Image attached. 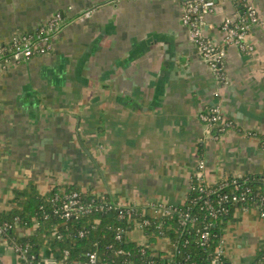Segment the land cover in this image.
Listing matches in <instances>:
<instances>
[{
    "label": "crops",
    "instance_id": "obj_1",
    "mask_svg": "<svg viewBox=\"0 0 264 264\" xmlns=\"http://www.w3.org/2000/svg\"><path fill=\"white\" fill-rule=\"evenodd\" d=\"M216 1L204 31L221 41L223 18L240 8ZM251 1L261 21L248 36L256 50L227 47L225 84L183 24V0H0V45L58 11L65 18L51 50L0 72V214L16 207L14 190L30 180L43 193L75 183L150 213L185 201L200 160L207 183L264 172V0ZM216 105L234 126L213 138L200 115ZM128 235L149 241L137 227ZM222 239L228 264H264L256 207L237 208ZM151 245L167 256L174 248L168 238ZM55 255L46 246L39 264H61ZM0 264H21L1 236Z\"/></svg>",
    "mask_w": 264,
    "mask_h": 264
},
{
    "label": "trees",
    "instance_id": "obj_2",
    "mask_svg": "<svg viewBox=\"0 0 264 264\" xmlns=\"http://www.w3.org/2000/svg\"><path fill=\"white\" fill-rule=\"evenodd\" d=\"M242 3V0H236L241 12ZM233 126V122L226 118L225 123H213L210 128L213 135H220ZM201 187L204 189L201 190ZM74 191L81 193L82 204L90 210L66 219L61 216L60 206L67 195ZM243 192L244 199H232L233 194ZM225 194L230 199L222 200ZM206 199L224 210L217 222L209 226V239L203 243L202 231L213 219ZM13 203L16 207L0 214V223H11L12 228L7 230L6 237L12 243L28 248V261L21 258V264H39L43 258L42 251L48 245L57 254L54 257L56 261L66 259L70 264H88L90 253H95L104 264H212L216 249L223 241L224 228L235 210L256 205V208L264 209V172L230 176L216 183H207L202 176L195 175L185 201L178 205H164L165 214L160 219L145 214V208L149 207L124 206L110 195L91 194L75 183L56 185L43 193L36 182L30 180L25 186L14 190ZM121 210L122 215L119 213ZM143 217L148 218L150 224L143 228L149 241L142 245L132 241L128 231L136 227V222L143 220ZM15 218L18 220L15 221ZM18 226H35L36 230L32 235L18 237L15 234ZM161 237L170 239L174 245L171 257L148 247ZM119 249L129 254H118ZM65 250L69 251L68 256ZM220 258L224 264H228L224 256ZM262 259L264 250L260 253L259 261Z\"/></svg>",
    "mask_w": 264,
    "mask_h": 264
},
{
    "label": "built area",
    "instance_id": "obj_3",
    "mask_svg": "<svg viewBox=\"0 0 264 264\" xmlns=\"http://www.w3.org/2000/svg\"><path fill=\"white\" fill-rule=\"evenodd\" d=\"M230 1L236 3V0ZM242 1V12L239 10L238 12H236V14L223 18L221 22V28L224 32V36L221 41H218L216 39L209 38L204 31L205 17L207 14L213 13L217 10V1L183 0L184 12L182 14V22L190 29V36L192 41L196 44L203 59L212 70L215 78L221 82H224L225 84L229 82L228 74L226 73V70L224 68V60L227 55V47L235 46L241 52L248 54H252L256 50L255 44L249 40L248 36L251 25L259 24L261 22L259 12L256 5L251 0ZM64 21V12L58 11L52 16V18L44 22L35 30L15 34L10 42L4 45H0V72L9 64L27 58L29 54L46 53L51 50L53 46V37L62 29ZM200 118L204 125H206L207 134L209 136H212L213 138H218V135H213L210 126L213 123H216L218 125L225 123L226 119L222 114L220 106H213V108L209 112H207L206 110V112H203L200 115ZM204 166V162L200 160V162H198V176H202L201 170L204 168ZM203 189L204 188L201 187V190ZM244 197L245 192L239 195L233 194L232 199L240 200L244 199ZM81 198V193L78 191H74L68 194L66 199L60 206L61 216L69 219L79 212L90 210L88 206L82 204ZM228 199H230V196L228 194H225L222 198V200ZM206 204L209 206V209L212 212L213 219L208 225L205 226V230L202 231L203 243H206L209 239V226L212 225V223L217 222L220 214L223 213L224 210L222 207H217L215 204H212L209 199H206ZM164 205L166 204L153 205L152 211L150 213L146 210H144V212L145 214H148L155 219H160L165 214V210L163 208ZM257 209L259 210L261 217L264 218V209ZM119 213L120 215H122L123 211L121 210ZM188 217L189 215H187V218ZM17 220L18 218H15V221ZM148 224H150V220L148 218H144L143 220H138L136 222V227L143 230L144 226ZM10 228H12L11 223H0V236L8 238L6 237V232ZM118 238L120 239L121 236L119 235ZM146 242L140 244L143 245ZM13 247L20 254L23 260L28 261V248L23 247L16 242H13ZM146 247L147 246L143 247V252H145ZM148 247L153 248L151 244H149ZM65 254L66 256H68L69 251L65 250ZM118 254L128 255L129 253L125 252L122 249H119ZM169 256L171 257L172 253ZM220 256H224L223 241L216 249V255L213 259L212 264H224V261L221 260ZM61 264L70 263L69 261L64 259ZM88 264L104 263L98 260V257L95 253H90Z\"/></svg>",
    "mask_w": 264,
    "mask_h": 264
},
{
    "label": "rangeland",
    "instance_id": "obj_4",
    "mask_svg": "<svg viewBox=\"0 0 264 264\" xmlns=\"http://www.w3.org/2000/svg\"><path fill=\"white\" fill-rule=\"evenodd\" d=\"M213 107H211V109H212ZM210 109V108H209Z\"/></svg>",
    "mask_w": 264,
    "mask_h": 264
}]
</instances>
